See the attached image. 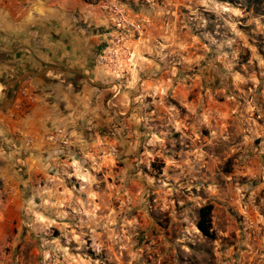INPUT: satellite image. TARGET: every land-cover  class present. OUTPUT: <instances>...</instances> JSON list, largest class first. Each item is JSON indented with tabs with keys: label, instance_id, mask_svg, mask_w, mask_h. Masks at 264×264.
Masks as SVG:
<instances>
[{
	"label": "rangeland",
	"instance_id": "1",
	"mask_svg": "<svg viewBox=\"0 0 264 264\" xmlns=\"http://www.w3.org/2000/svg\"><path fill=\"white\" fill-rule=\"evenodd\" d=\"M120 1L67 144L10 156L0 264H264V0Z\"/></svg>",
	"mask_w": 264,
	"mask_h": 264
},
{
	"label": "crops",
	"instance_id": "2",
	"mask_svg": "<svg viewBox=\"0 0 264 264\" xmlns=\"http://www.w3.org/2000/svg\"><path fill=\"white\" fill-rule=\"evenodd\" d=\"M104 25L82 0L0 2V238L19 211V168L10 156L26 148L27 137L39 147L49 130L73 125L74 109L88 101L86 86L98 85ZM23 84L34 102L21 95Z\"/></svg>",
	"mask_w": 264,
	"mask_h": 264
},
{
	"label": "built area",
	"instance_id": "3",
	"mask_svg": "<svg viewBox=\"0 0 264 264\" xmlns=\"http://www.w3.org/2000/svg\"><path fill=\"white\" fill-rule=\"evenodd\" d=\"M4 0H0L2 2ZM90 3L96 4L98 8L106 12L111 23L114 25L117 32L130 31L133 34L139 35L142 31L141 23L131 18L127 13L120 0H87ZM21 95L27 100L32 101L33 95L28 91L26 84L20 88ZM47 141L52 145H65L67 144V134L61 127L52 129L46 136Z\"/></svg>",
	"mask_w": 264,
	"mask_h": 264
},
{
	"label": "trees",
	"instance_id": "4",
	"mask_svg": "<svg viewBox=\"0 0 264 264\" xmlns=\"http://www.w3.org/2000/svg\"><path fill=\"white\" fill-rule=\"evenodd\" d=\"M211 204L205 203L201 205L197 210V220L195 222V227L201 233V235L211 238L212 230L210 226V212Z\"/></svg>",
	"mask_w": 264,
	"mask_h": 264
},
{
	"label": "clouds",
	"instance_id": "5",
	"mask_svg": "<svg viewBox=\"0 0 264 264\" xmlns=\"http://www.w3.org/2000/svg\"><path fill=\"white\" fill-rule=\"evenodd\" d=\"M154 141H149V143H153ZM47 203V202H46ZM74 210H76V209H74Z\"/></svg>",
	"mask_w": 264,
	"mask_h": 264
}]
</instances>
